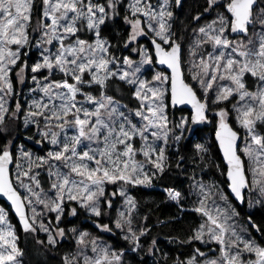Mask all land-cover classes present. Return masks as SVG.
<instances>
[{
  "label": "snow or ice",
  "instance_id": "obj_1",
  "mask_svg": "<svg viewBox=\"0 0 264 264\" xmlns=\"http://www.w3.org/2000/svg\"><path fill=\"white\" fill-rule=\"evenodd\" d=\"M186 4L0 0V196L25 236L33 234L43 264H52L49 255L59 264H132L130 254L147 264L149 216H140L132 192L188 161L187 191H162L180 212L171 219L198 214L179 243L201 247L171 260L164 253V264H264V222L249 215V227L235 223L232 203L264 208V0ZM183 105L193 114L176 118L170 110ZM210 114L230 192L197 178L207 167L206 143H195V156L181 154L191 125L212 123ZM78 210L128 247L69 227ZM159 251L151 238L147 254ZM25 256L0 205V264H26Z\"/></svg>",
  "mask_w": 264,
  "mask_h": 264
},
{
  "label": "trees",
  "instance_id": "obj_2",
  "mask_svg": "<svg viewBox=\"0 0 264 264\" xmlns=\"http://www.w3.org/2000/svg\"><path fill=\"white\" fill-rule=\"evenodd\" d=\"M196 0H187L186 9L191 10L192 6ZM33 58V57H32ZM35 60V59H34ZM182 109L183 111H180ZM178 115H190L191 111L184 107H177V109L172 110ZM239 130L237 125H233ZM194 129V133H186V138L181 142V154L195 156L196 150L194 148L195 143H206L210 152L206 160L207 167L201 165V168H204V171L201 172L199 168L196 169L197 178L203 177V180L207 182H214L220 186L221 190L228 192L226 184V166L220 154L219 144L215 139V130L216 122L212 123H202L198 125H191ZM242 132V130H240ZM29 148H32L34 151H38V146H33L31 143L28 144ZM198 162V157H196ZM193 170V165L191 161H188L187 164L182 165L181 169H176L173 167L168 173L165 174L163 178L159 181H155V187L151 188H138L133 190L132 195H134L138 200V212L141 216L148 215L149 221L148 224L151 227V235L148 238H142V243L145 248L143 253L144 259L147 261V264H164L163 254L167 253L169 260L173 256L184 253L185 257L189 254L193 247H201L199 242H194L193 244H181L179 241L185 240L188 235L191 234V228L199 223V216L191 211H186L183 213L182 217L179 219H171L173 217L180 216L179 209L172 202H166V195L162 191L163 187H174L180 190L187 191L189 183H191V173ZM221 173H225L222 175ZM0 202L9 209V207L0 200ZM236 210L240 213V220L243 224L247 223V218L249 215L252 216V219L257 223L264 222V208L259 206L255 208H249L247 202L243 205H239L234 200ZM117 204V208L119 209ZM193 202L191 200L185 202V208L191 209ZM10 210V209H9ZM81 214V210H78ZM80 216V215H79ZM75 217L71 218L72 223L68 226H78L81 229H86L93 232L94 234H101L99 230L94 226L90 219H85L84 217ZM9 217L11 222L16 225L18 235H20V245L25 249L26 264H43L44 258L38 254V249L40 246L36 244L33 239V234H29L27 237L23 233L22 229L19 227L16 219L9 211ZM84 218V219H83ZM101 222L110 223L107 217L101 218ZM158 221H166V224H161ZM254 232V231H253ZM255 233V232H254ZM40 239L45 238L44 233H38ZM257 238H260L258 233H255ZM109 242L115 244L117 247L127 248L128 244L126 241H123L119 235H106ZM156 238L160 251L157 253L156 257H151L147 254L146 250L150 244L151 238ZM173 238H179L173 239ZM71 247V241L64 246L62 251L67 250ZM202 250L206 251V248L202 247ZM128 259L132 261V264H141V261L135 254H130ZM49 260L52 261V264H59V257H52L49 255Z\"/></svg>",
  "mask_w": 264,
  "mask_h": 264
},
{
  "label": "rangeland",
  "instance_id": "obj_3",
  "mask_svg": "<svg viewBox=\"0 0 264 264\" xmlns=\"http://www.w3.org/2000/svg\"><path fill=\"white\" fill-rule=\"evenodd\" d=\"M33 57V58H32ZM32 57H31V59L29 60V63H32L33 61H34V59H37V55L35 54V53H33V55H32ZM186 67V72H185V74H186V76L188 75V73H187V65L185 66ZM24 92H25V95H27L28 93H27V89L25 88V90H24ZM170 111H172V110H170ZM193 113H192V111H191V114L189 115V117L192 115ZM175 116H176V118H179L181 115H176L175 114ZM185 116H188V115H185ZM210 119L212 120V122H217V119L218 118H216V117H213L211 114H210ZM237 127H238V125H237ZM241 147H242V145H241ZM199 179V178H198ZM234 200V199H233ZM235 201V200H234ZM236 202V201H235ZM120 204H122V201L120 202ZM234 204V203H233ZM0 205H3L1 202H0ZM4 206V205H3ZM5 207V206H4ZM119 207H120V205H119ZM6 208V207H5ZM8 209V208H7ZM10 209V208H9ZM8 209V210H9ZM10 211V210H9ZM80 216L81 217H84L85 218V214L83 213V212H81V214H80ZM79 216V217H80ZM141 216V215H140ZM83 218V219H84ZM101 218H105V217H101ZM100 218V219H101ZM9 219H10V217H9ZM235 223H238L239 225H243V226H245V227H248L246 224H243V222L240 220V216L238 217V218H236V220L234 221ZM103 223V222H102ZM140 223V220H139V217L137 218V224H139ZM254 236H255V233L253 232L252 233ZM97 235H103L104 236V238L105 239H107V237H106V235H107V233H101V234H97ZM257 238V237H256ZM258 240L260 239V238H257ZM108 240V239H107ZM213 247H214V245H213Z\"/></svg>",
  "mask_w": 264,
  "mask_h": 264
},
{
  "label": "water",
  "instance_id": "obj_4",
  "mask_svg": "<svg viewBox=\"0 0 264 264\" xmlns=\"http://www.w3.org/2000/svg\"><path fill=\"white\" fill-rule=\"evenodd\" d=\"M161 67H163V66H161ZM168 71H170V70H168ZM177 107H184V108H187V109H189L190 111H192V113H193V110L191 109V106L190 105H183V106H177ZM219 143V142H218ZM220 149V148H219ZM220 151V154H221V156H222V159H223V161H224V163H225V166H226V168H227V161L225 160V158H224V156H223V152H222V150L220 149L219 150ZM226 179H227V177H226ZM228 192H230V189L228 188ZM0 200L1 201H3L9 208H10V211H11V213H12V215L14 216V218L16 219V222L18 223V217L15 215V212H14V210L11 208V206H10V202H8L7 200H6V198H4V197H2V196H0ZM235 200V199H234ZM236 201V200H235ZM236 203H238L237 201H236ZM239 205H243V204H240V203H238ZM18 225H19V227L21 228V226H20V224L18 223ZM22 229V228H21Z\"/></svg>",
  "mask_w": 264,
  "mask_h": 264
},
{
  "label": "bare ground",
  "instance_id": "obj_5",
  "mask_svg": "<svg viewBox=\"0 0 264 264\" xmlns=\"http://www.w3.org/2000/svg\"><path fill=\"white\" fill-rule=\"evenodd\" d=\"M218 142V141H217ZM219 144V143H218Z\"/></svg>",
  "mask_w": 264,
  "mask_h": 264
}]
</instances>
